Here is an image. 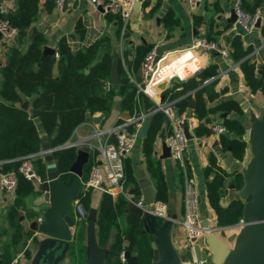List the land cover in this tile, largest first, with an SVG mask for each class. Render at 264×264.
Wrapping results in <instances>:
<instances>
[{"label": "trees", "instance_id": "trees-1", "mask_svg": "<svg viewBox=\"0 0 264 264\" xmlns=\"http://www.w3.org/2000/svg\"><path fill=\"white\" fill-rule=\"evenodd\" d=\"M40 3L41 0H18L17 10L9 13L8 18L18 28L20 39L26 38V30L37 18ZM263 4L264 0H256L252 5H249L247 0H243L244 10L250 15H253ZM54 5L55 2L52 0V7ZM119 19L123 23L120 17ZM201 21V18H195L196 25H199ZM163 22L168 29L179 24L171 11L165 15ZM77 30L83 37L85 28L81 23L78 24ZM206 39L214 41L210 37ZM44 44L45 38L37 34L25 48L9 46L7 62L0 69L2 75L0 167L3 173L15 171L18 175L17 194L10 211L11 216L15 218L18 215V209L24 207L25 199L39 193L36 190L35 181L25 178L18 171L23 157L39 153L45 149L46 145L49 148H56L52 154L61 174V183H65L70 166L77 157V147H60L72 138L75 129L85 122L88 116L102 112L108 117L114 108L129 114L135 111L149 113L156 108L153 100L143 93H138L135 82L131 80L121 61L119 64L121 83L118 85L110 83L114 49L108 36L101 37L87 47H80L75 53L66 39L62 38L56 48L59 57L44 56ZM231 46L233 48L231 56L235 62L240 63L251 92L260 91L264 94V71L259 74L256 64L246 58L249 51L244 49L240 36L232 39ZM152 49L151 46L138 47L136 57L129 65V69H132L138 80L142 77L141 68L144 57ZM55 65L58 66L57 77L53 75ZM216 75H218L217 66L210 64L188 78L175 82L174 92L170 98L176 99L180 113L186 111L192 103V111L201 122L209 121L208 117L211 114H219L221 125L230 134V137H227L221 133V143L225 149L230 147L233 156L242 161L248 147V142L244 139L246 129L239 120L229 117L234 112L243 115L241 106L237 101L230 100L208 108L203 95L201 85L205 80ZM24 97L33 98L31 107L39 111V117L36 119H39L42 131L39 130L36 119L30 117L29 107L25 105ZM151 119V127L147 137L143 138L142 148L155 186V199L165 203L167 186L156 155L155 144L161 130L167 126V120L161 111L153 112ZM212 133V129H208L203 124L196 128L198 136ZM33 163L37 174L43 178L46 174L45 159L38 157ZM89 170L90 164L84 169V178H87ZM210 176H212L211 179ZM228 176L219 169L215 157L211 155L210 166L205 170L206 190L209 203L215 210L218 225L221 227L233 226L243 217L244 202L241 199L231 201L226 208L220 205ZM232 183L235 188H242L241 172L234 175ZM134 184L135 180L127 167L126 159L124 190L127 192L128 188ZM77 197L88 211L91 206V191L80 193ZM128 202L127 196L122 193L116 198L106 192L102 194L97 220L93 224L98 246L104 247L109 240L112 228L117 229L115 241L104 258L103 264H125L120 258L121 252L126 250L133 252L135 247L138 248L135 253L140 264L153 262L154 249L146 230V222L143 217L135 214L126 215ZM86 224L87 220L82 227L78 228L74 242H80ZM21 238L22 229L18 226L13 237L14 242H18ZM78 249L81 250L82 246L78 245ZM9 251L7 246L0 245V264H11L13 256Z\"/></svg>", "mask_w": 264, "mask_h": 264}, {"label": "crops", "instance_id": "crops-1", "mask_svg": "<svg viewBox=\"0 0 264 264\" xmlns=\"http://www.w3.org/2000/svg\"><path fill=\"white\" fill-rule=\"evenodd\" d=\"M255 1L247 0L249 5H252ZM17 2L18 0H6L11 13L17 10ZM140 3V7L135 9L129 21L122 23L117 15L99 11L89 0H66L62 9H58L56 5L52 7V0H41L37 18L26 30V38L20 39L18 37L13 44H6L0 39V69L7 62L9 46L16 45L25 48L37 34H41L45 38L44 47L57 48L60 40L65 38L74 52L80 47L91 45L106 35L113 46V53L119 55L120 61L127 69L128 74L132 73L133 80L138 82L142 77L138 80L132 69H129V65L133 63L136 57L138 47L151 46L154 49L160 46L166 53L186 49L199 37H210L220 47L229 50V59H223L221 55L212 56L211 54L201 57L200 55L192 54L190 51H185L169 59L168 69L173 70L176 76L185 78L188 75L186 67L193 71L201 61L206 62L202 69L210 64L216 65L218 75H216L215 79L201 85L207 107H216L230 100L237 101L244 114L239 115L234 112L229 117L239 120L245 129H248L251 123L250 111L257 115L262 114L264 111V94L260 91L252 93L247 86L240 63L235 62L231 56L233 51L231 42L235 36H240L244 49L249 51L246 58L256 64L259 74L264 71V4L257 9L260 12V26H257L251 32H243L236 22L233 23L230 20L233 11V0H201L196 13L190 12L186 0H140ZM169 11L173 12L175 18L179 21V24L172 29L166 28L163 22L165 15ZM196 17L202 19L199 25L195 24ZM79 23L85 28L83 37L77 30ZM118 31L120 32L119 35L117 34ZM196 61L199 62L197 63ZM53 75L55 77L59 75L57 65L54 66ZM1 80L2 75L0 74V82ZM175 82L178 81L164 80L159 84L163 99L171 97L172 92H174ZM32 101L33 98L24 97L25 105L31 107ZM153 101L156 104L157 101ZM192 110L193 108L189 106L183 112L194 116L196 123L195 128L192 130L193 138L190 140L189 147L185 152L186 172L197 180L202 220L208 222V227L214 228V233L216 232L222 239H226L236 230L231 228V226L221 227L218 225L216 212L211 207L207 197L205 170L210 166V156L212 155L215 157L216 165L219 169L229 175L226 177V190L220 199V205L224 208L228 207L231 201L240 199L238 196L240 189L235 188L232 179L235 174L242 173V169L249 162L251 158L250 146L248 143L244 159L240 161L233 156L230 147L228 149L223 147L220 140L221 135H215L214 133L203 136L196 135V128L200 124L212 129L213 125H221V121L219 114H211L208 117L209 121L204 120L201 122ZM130 115L132 114L121 112L118 108H114L108 117L105 116L100 125L108 127L123 121ZM90 118L91 115L88 116L87 120ZM36 124L39 130L42 131L39 119H36ZM90 133V127L82 125L74 132L71 140L80 141ZM222 134L230 137L228 132ZM161 140V138L156 140L155 147L167 186L165 203L168 206L169 215L171 214L173 218L170 241L178 262L184 264L188 259V252L186 249L185 229L180 221L184 212L183 190L185 173L181 166L176 164L171 157L162 158ZM142 144L143 138H140L127 158V167L135 180V184L127 190L129 201L137 202L142 200L143 187L147 185L146 183L151 187L155 198V186L147 168ZM45 148L49 147L46 145ZM80 149L87 151L89 155L85 167L88 164L91 166L88 149L81 146L77 147V154ZM2 173L1 170L0 176ZM211 178L212 176H210ZM38 183L40 182H35V187L39 193L25 199L24 207L18 209L16 218L10 214L14 201L12 202L7 197L0 184V245H5L10 250L9 252L13 256L11 264H33L42 252L44 243L51 240L44 229L45 213L50 208V203H45L40 199L43 192L38 190ZM232 184L234 188H231ZM103 193L101 190L91 191L90 209H96L97 214ZM118 194L113 195V198H116ZM72 209L71 214L74 217L73 202ZM126 215H129L128 209L126 210ZM153 221L159 227H166L169 222V220L155 217H153ZM89 224L87 221L80 242H78L79 244L74 241L80 225L75 227V232H72V240L68 243L64 254L56 261V264L88 263L90 253L87 227ZM18 226L22 229V238L18 242H14L13 237ZM217 229L220 231H217ZM116 234L117 229L112 228L108 242L104 247H101L105 252L104 258L112 247ZM199 243L202 244L203 240ZM78 245L82 246L81 250L78 249ZM132 253L136 255L135 250ZM155 253L157 251L154 250L152 264H160L159 261L154 259Z\"/></svg>", "mask_w": 264, "mask_h": 264}, {"label": "built area", "instance_id": "built-area-1", "mask_svg": "<svg viewBox=\"0 0 264 264\" xmlns=\"http://www.w3.org/2000/svg\"><path fill=\"white\" fill-rule=\"evenodd\" d=\"M58 9H62L66 0H53ZM96 8H101L103 13H111L118 15L124 23H127L135 11L136 5L140 0H89ZM188 8L191 13H196L199 9L201 0H186ZM233 11L236 15V23L240 26L243 32H251L257 27L258 21H260V12L256 11L253 15L248 14L243 7V0H233ZM10 9L6 3V0H0V35L1 41L6 44H13L19 37L18 28L12 24L8 15ZM217 51L223 59L230 58V52L226 48L220 47L214 41H208L205 37L197 38L194 43L182 50H176L173 52H166L160 55L158 60L155 61L156 49L149 51L142 63V78L140 81L135 82L133 80L132 73L129 76L132 81L135 82L138 93H143L151 100H156V108L153 112L161 111L164 113L167 120V126L165 129V137L161 141H164L170 149L171 159L178 165L185 173L184 190H183V217L180 221L185 229L186 235V249L188 252V259L184 264H202L198 262L194 252V246L200 244L201 240L207 234L214 232V228L203 226V220L200 215V194L197 187V180L194 176L187 174L185 168V152L189 147L190 140L185 132V125H187L189 132L192 134V130L195 128L196 123L194 116L180 113L176 99L166 98L163 99L159 90V84L164 80L181 81L202 69L206 62L201 61L193 71L189 70L188 75L185 78L176 76V73L168 69L169 59L185 51H190L194 55H200L204 57L207 54H211L210 51ZM56 57H59L56 51ZM216 76L205 80L206 84L209 81L215 79ZM153 112L144 113L135 111L132 115L124 119L123 121L114 125L103 127L100 124H94L92 122V116L98 114H92L91 118L81 123L77 129L82 125H87L91 129V133L84 137L80 141H72L71 139L66 142L60 148L68 147H85L88 149L91 158V166L87 178L82 181V192L85 193L92 190H101L115 195L116 193H122L127 196V192L124 190L125 182V160L132 153L136 143L141 138L138 135L143 121L147 117H151ZM212 131L215 135H220L226 132L225 127L221 125H213ZM74 131V132H75ZM74 135V133H73ZM159 139V138H158ZM56 148H45L39 153L25 156L21 159L19 166V173L25 178L41 182L42 178L37 174L34 168V160L38 157L45 159L49 154H52ZM0 184L7 195V197L13 202L17 194L18 175L15 171L2 173L0 176ZM74 203V221L75 226L72 232H75V227L82 225L87 220L88 211L84 208L80 198H76ZM136 204L144 209L146 214L152 217L162 218L170 220L169 210L166 203L162 201H154L151 205L144 206L142 200L137 201ZM173 220V218H172ZM243 224L241 219L237 224L231 226L236 232L240 230ZM125 251L120 254L121 260L125 263Z\"/></svg>", "mask_w": 264, "mask_h": 264}, {"label": "water", "instance_id": "water-1", "mask_svg": "<svg viewBox=\"0 0 264 264\" xmlns=\"http://www.w3.org/2000/svg\"><path fill=\"white\" fill-rule=\"evenodd\" d=\"M140 2L136 8L140 7ZM99 11L103 10L99 7ZM231 22L236 21V15L232 11ZM257 26H260L258 21ZM1 39V35H0ZM155 61L160 55L165 53L160 46L156 48ZM75 53V52H74ZM212 56L219 55L217 51H210ZM44 56L55 55L56 48L45 46ZM120 57L116 53L113 57V63L110 74V83L118 85L121 83L119 73ZM88 72V70H87ZM29 107L28 105H26ZM193 108V104H190ZM29 114L32 119L39 117V111L29 107ZM105 114L100 112L92 117L94 124H101ZM250 126L246 129L244 138L249 143L251 158L247 165L242 169L243 186L238 191L239 198L244 202L243 206V224L239 231L232 233L226 239H222L216 232L207 234L202 244L194 246L195 256L198 262L202 264H264V111L257 115L250 111ZM152 119L147 117L140 129L138 135L145 138L151 127ZM185 132L189 139L193 135L185 125ZM165 129L159 134V138L164 139ZM162 158L171 157L170 149L162 141ZM88 152L78 150L75 161L70 166L68 178L65 183H61V174L58 171L53 154L45 157L46 174L42 181L38 183L39 191L43 192L40 199L45 203H50V208L45 213L44 229L51 238L44 243L42 252L33 264H56V261L62 257L68 243L72 240V229L75 226L74 217L71 214L72 202L82 192L81 181L84 179V168L88 162ZM1 172V170H0ZM143 187L142 204L151 205L154 201V194L149 186ZM234 188V185H231ZM128 214H135L143 217L146 222V228L149 233L152 247L157 253L154 259L160 264H182L178 262L170 241V234L173 227L172 215L166 227H159L153 217L144 212V209L136 204V201L128 202ZM97 220V210L92 208L87 215V221L90 223L87 227L89 239L90 259L87 264H103L105 252L98 246L93 225ZM203 226H208L207 221H203ZM217 231H220L217 229ZM136 247L134 250L136 251ZM125 264H140L138 257L133 255L132 251H125Z\"/></svg>", "mask_w": 264, "mask_h": 264}, {"label": "rangeland", "instance_id": "rangeland-1", "mask_svg": "<svg viewBox=\"0 0 264 264\" xmlns=\"http://www.w3.org/2000/svg\"><path fill=\"white\" fill-rule=\"evenodd\" d=\"M72 210H73V209H72ZM72 210H71V211H72ZM80 226H82V225H80Z\"/></svg>", "mask_w": 264, "mask_h": 264}]
</instances>
